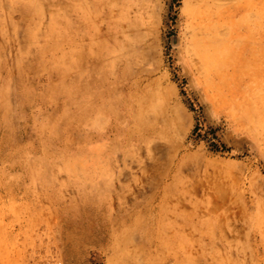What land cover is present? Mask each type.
Here are the masks:
<instances>
[{"label": "rangeland", "instance_id": "obj_1", "mask_svg": "<svg viewBox=\"0 0 264 264\" xmlns=\"http://www.w3.org/2000/svg\"><path fill=\"white\" fill-rule=\"evenodd\" d=\"M0 264H264V0H0Z\"/></svg>", "mask_w": 264, "mask_h": 264}]
</instances>
